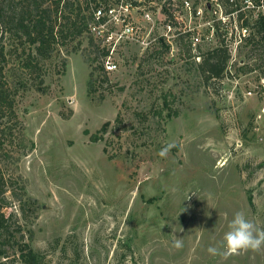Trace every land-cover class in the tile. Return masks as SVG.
<instances>
[{
  "label": "rangeland",
  "instance_id": "rangeland-1",
  "mask_svg": "<svg viewBox=\"0 0 264 264\" xmlns=\"http://www.w3.org/2000/svg\"><path fill=\"white\" fill-rule=\"evenodd\" d=\"M263 41L253 35L210 82L187 37L170 54L122 45L118 68L101 70L92 86L103 58L86 34L43 63L40 87L38 73L21 68L23 51L13 52L7 78L34 148L16 153L7 170L36 200L19 218L40 264H264V249L207 251L222 245L237 211L264 228ZM6 264L23 263L12 255Z\"/></svg>",
  "mask_w": 264,
  "mask_h": 264
},
{
  "label": "trees",
  "instance_id": "trees-1",
  "mask_svg": "<svg viewBox=\"0 0 264 264\" xmlns=\"http://www.w3.org/2000/svg\"><path fill=\"white\" fill-rule=\"evenodd\" d=\"M90 1L98 3L99 0H89L85 7L81 0H0V264H6L12 255L19 257L23 264H40L41 261L39 253L26 239L19 218V212L25 215L26 205H34L36 200L28 196L22 176L7 170L16 153L26 154L27 147L29 150L34 148V142L25 138L17 107V88L7 78L10 57L15 51H23L21 68L29 76L38 73L37 87L44 80L43 63L67 39L88 35L90 43L97 45L98 58L102 59L107 51L88 30L92 17ZM256 27V33L264 40V20H260ZM189 47L191 52L190 44ZM229 60L230 52L225 45L201 53L198 68L204 81L223 78ZM101 70L108 73L104 62L91 71L90 86L101 76ZM109 124L106 121L91 139H100ZM249 200L253 203L251 196ZM15 205L16 210L5 211Z\"/></svg>",
  "mask_w": 264,
  "mask_h": 264
},
{
  "label": "built area",
  "instance_id": "built-area-1",
  "mask_svg": "<svg viewBox=\"0 0 264 264\" xmlns=\"http://www.w3.org/2000/svg\"><path fill=\"white\" fill-rule=\"evenodd\" d=\"M89 4L88 30L107 51L102 59L107 72L118 68L113 55L126 43L170 54L184 37L198 61L201 45L219 41L228 47L229 62H233L243 43L257 34V23L264 20V0H99Z\"/></svg>",
  "mask_w": 264,
  "mask_h": 264
},
{
  "label": "clouds",
  "instance_id": "clouds-1",
  "mask_svg": "<svg viewBox=\"0 0 264 264\" xmlns=\"http://www.w3.org/2000/svg\"><path fill=\"white\" fill-rule=\"evenodd\" d=\"M171 145H168L158 153L162 158L167 157ZM172 247L179 250L183 248V240L174 238ZM264 249V228L248 219L243 211L234 213L228 225V231L223 235L222 245L209 246L207 251L211 256H230L241 252H260Z\"/></svg>",
  "mask_w": 264,
  "mask_h": 264
}]
</instances>
